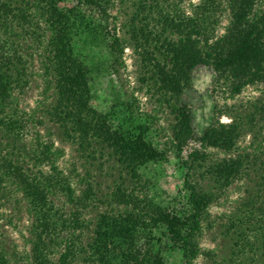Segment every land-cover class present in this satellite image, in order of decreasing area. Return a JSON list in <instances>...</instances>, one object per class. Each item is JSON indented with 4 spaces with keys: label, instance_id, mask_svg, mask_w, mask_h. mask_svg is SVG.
<instances>
[{
    "label": "trees",
    "instance_id": "trees-1",
    "mask_svg": "<svg viewBox=\"0 0 264 264\" xmlns=\"http://www.w3.org/2000/svg\"><path fill=\"white\" fill-rule=\"evenodd\" d=\"M193 1L133 2L129 18L128 34L142 50L148 80L174 116L170 144L175 155L180 158L190 143L199 145L180 162L185 193L181 207L170 209L136 188L140 171L162 167L171 151L156 144L149 116L145 121L121 103L101 114L92 104L90 67L109 76L119 73L124 46L109 21L117 0H0V140L12 144L11 153L0 156V191L17 190L33 220L28 264H74L79 254L95 264H174L173 257L178 264H194L202 254L197 238L208 209L251 175L259 180L252 189L255 195L229 221L233 250L222 264H264V102L254 103L245 116L229 115L230 123L218 120L200 136L194 133L192 112L180 103L198 67L213 72L227 99L247 88L264 93V0ZM181 2H189L188 11ZM92 48L102 53L88 55ZM28 50L38 51L46 89H53L50 122L81 150L112 158L138 182L130 191L117 188L114 198L122 210L101 215L82 247L86 207L59 170L54 143L37 139L34 150L26 153L30 164L13 159L14 152L22 154L24 148L16 145L29 132L28 122L12 109L14 92L28 84ZM247 134L253 137L252 152L239 145ZM203 150L225 158L209 161ZM199 168L205 170L209 189L190 180ZM0 264H13L1 242Z\"/></svg>",
    "mask_w": 264,
    "mask_h": 264
},
{
    "label": "rangeland",
    "instance_id": "rangeland-1",
    "mask_svg": "<svg viewBox=\"0 0 264 264\" xmlns=\"http://www.w3.org/2000/svg\"><path fill=\"white\" fill-rule=\"evenodd\" d=\"M143 0H117L115 8L110 11L114 17L110 26L115 27L118 37H121L124 51L119 59V73L109 76L105 70L89 65L93 79V107L98 113L105 114L112 110L116 103L128 104L134 113L140 115L145 121L147 116L149 127L154 133L153 138L161 150H171L167 156V162L162 167L149 166L148 169L140 171L142 181L136 186L138 193L146 195L156 202H163L170 209L181 207V198L184 195V167L180 162L187 159L188 153L198 149V143H190L182 150L178 158L170 138L174 125V116L169 107L160 100L157 88L149 82L146 75L143 53L135 46L129 33V18L134 13L132 3ZM162 2H178V0H160ZM194 3L198 0H194ZM183 10H189V2H181ZM226 21H223V25ZM222 32V29L220 30ZM93 51V52H92ZM96 48L88 49V55L94 57ZM26 64L29 67L28 84L23 91L14 92L13 112L28 123V134L23 136L22 143L16 146L24 148L20 150L21 155L15 154V161H25L30 164L26 153L32 152L39 139L43 143H54L57 153V165L59 170L69 179L75 197L84 201L86 209L82 215L84 229L80 236L81 247L90 239L92 229L99 217L104 214H116L122 207L115 201L114 195L117 188L130 191L134 188L136 180L130 179L127 171L116 161L99 153L93 155L90 150H81L78 145L62 136V130L58 125L50 122L48 112L55 101L52 90H47L42 59L37 52L25 51ZM90 52V53H89ZM95 57H100L95 56ZM90 58V57H89ZM101 59V58H100ZM100 59L98 63H100ZM88 63V62H87ZM102 64V63H101ZM213 72L206 67H198L193 71L191 87L180 100V103L188 106L193 115V130L195 135L200 136L209 126L220 123H230L229 115L241 116L248 114L254 103L264 102V93L255 89L247 88L234 98L227 99L218 84L213 80ZM125 110V109H123ZM145 116V117H144ZM264 125V122L261 123ZM264 127V126H263ZM264 135V132H263ZM262 137V136H260ZM261 141V139H260ZM253 137L245 135L239 145L242 150L252 152L250 147ZM256 143V142H255ZM0 156L11 153V146L6 141L0 140ZM255 146V144H254ZM264 146V144H263ZM263 146H260L263 147ZM209 161L225 158L218 151L206 150ZM106 154V152H104ZM20 156V157H19ZM31 156V153H30ZM202 167H207L202 165ZM48 168H45L47 171ZM182 169V170H181ZM183 171V173H182ZM207 176L203 168L196 169L191 177L193 184L200 185L202 189H209ZM258 178L251 175L243 177L232 187L222 194L210 206L203 221V227L198 236V244L201 249L194 264H222L231 258L233 241L227 235L229 221L240 214L242 204L253 194L252 189L257 188ZM5 186V185H4ZM2 186L3 188H6ZM261 201V200H260ZM74 210V208H72ZM33 220L27 212L26 203L22 196L14 188L0 191V242L10 255L13 264H28V255L31 251ZM246 256H250L246 254ZM240 258L239 260H242ZM174 264H178V257H173ZM74 264H95L84 254L76 256Z\"/></svg>",
    "mask_w": 264,
    "mask_h": 264
}]
</instances>
